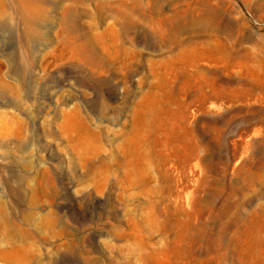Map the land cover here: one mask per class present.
<instances>
[{
    "label": "rangeland",
    "instance_id": "374dc122",
    "mask_svg": "<svg viewBox=\"0 0 264 264\" xmlns=\"http://www.w3.org/2000/svg\"><path fill=\"white\" fill-rule=\"evenodd\" d=\"M82 1L0 8V264H264V0Z\"/></svg>",
    "mask_w": 264,
    "mask_h": 264
},
{
    "label": "bare ground",
    "instance_id": "6f19581e",
    "mask_svg": "<svg viewBox=\"0 0 264 264\" xmlns=\"http://www.w3.org/2000/svg\"><path fill=\"white\" fill-rule=\"evenodd\" d=\"M49 1L51 0H0V8L3 7L5 4H10L15 11L14 16L22 20L24 26L26 27V35L27 37H30L35 33L36 23L42 16L40 10L41 4ZM59 1L63 2L66 0ZM69 1H71V3L64 7V14H71L73 19L69 20L68 17L65 18L64 15L62 18V24L73 34L71 38L66 40V43L62 46V50L63 52H68V54H81L87 63H91L94 60L92 46L91 43L87 40V38L84 36V34L79 33L80 29L78 23L79 18L83 15H88L89 12L86 8L83 7L82 0ZM106 6L107 4L104 2L100 4V14H102V9ZM126 31V25H122L119 29L120 34Z\"/></svg>",
    "mask_w": 264,
    "mask_h": 264
}]
</instances>
